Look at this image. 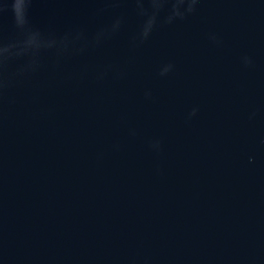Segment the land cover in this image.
I'll use <instances>...</instances> for the list:
<instances>
[{"label": "water", "instance_id": "obj_1", "mask_svg": "<svg viewBox=\"0 0 264 264\" xmlns=\"http://www.w3.org/2000/svg\"><path fill=\"white\" fill-rule=\"evenodd\" d=\"M0 264H264V0H0Z\"/></svg>", "mask_w": 264, "mask_h": 264}]
</instances>
